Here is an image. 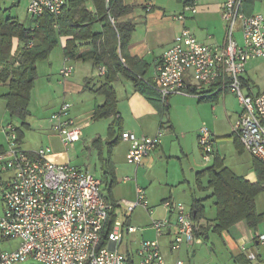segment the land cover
Masks as SVG:
<instances>
[{
  "label": "built area",
  "instance_id": "obj_1",
  "mask_svg": "<svg viewBox=\"0 0 264 264\" xmlns=\"http://www.w3.org/2000/svg\"><path fill=\"white\" fill-rule=\"evenodd\" d=\"M1 1V0H0ZM65 0H27L26 12L32 19L33 31L43 15L58 16ZM185 11L196 12L194 4ZM242 0H224L222 19L225 24V42L221 46L202 44L186 29L178 34L156 64L150 86L166 105L172 95L203 97V92L228 91L234 94L241 113L232 126V133L241 141L256 161L264 163V90L254 95L242 93L245 66L251 59L264 60V17L245 15ZM183 15L178 16L182 19ZM113 23V19H110ZM239 25L242 44H237L234 31ZM32 45L31 43L29 44ZM67 60V59H66ZM73 73L69 64L62 66L59 79ZM71 105L63 102L49 117L64 147L73 146L81 137V128L70 115ZM7 147L0 151V196L4 212L0 218L1 240H18L13 251L0 250V264H17L29 257L41 264H167L156 240H143L133 255L118 252L124 231L136 229L115 220L101 244V233L108 213L123 208L132 213L142 207L150 217V227L156 238L174 228L170 250L178 251L183 244L200 240L194 235L192 215L181 203L165 200L161 207L166 213L154 218V210L147 204L145 192L135 188L134 201L120 200L108 203L100 193L101 181L90 173L69 164L49 160L51 149L40 148L27 152L20 146L16 128L10 123L2 127ZM164 131L160 128L152 137H137L123 132L121 139L129 143L126 162L138 166L141 160L161 142ZM202 161L209 163L215 156L214 136L201 128L197 138ZM130 180L123 177L122 181ZM174 217V220L171 218ZM264 245V234L258 237ZM172 264H184L176 260Z\"/></svg>",
  "mask_w": 264,
  "mask_h": 264
},
{
  "label": "crops",
  "instance_id": "obj_2",
  "mask_svg": "<svg viewBox=\"0 0 264 264\" xmlns=\"http://www.w3.org/2000/svg\"><path fill=\"white\" fill-rule=\"evenodd\" d=\"M3 1L1 0L0 3ZM8 2L11 3L12 7L16 5L14 0ZM120 2L123 6L130 8L125 15L118 18L121 23L131 24L125 39L123 53L119 55L127 72L126 74L117 72L113 75L112 86L117 100V117L120 119L116 122L117 125L115 124L113 127L112 124H114L116 117L111 116L102 119L107 120L109 123L107 127L108 138L106 140H109L110 156L107 163L108 170L102 174L103 179L94 177L100 180L101 184L103 183L108 191V199L113 202L123 199L133 200L135 198V188L138 186L145 190L147 204L150 208L161 206L163 201L170 200L171 202L182 203L186 210L193 215V226L199 235L197 237L200 240L199 242H194L191 245L183 244L178 251L172 252L170 242L175 232L174 228L171 229L170 233L160 238L155 237L165 263L172 264L176 260H182L184 264H264V245L260 244L257 239L264 234V221L254 228H249L245 221H238L225 229H216V198L214 189L210 184V172L204 171L217 165L218 169L226 168L235 176L242 177L249 183H257L258 176L254 165L256 160L244 150L241 141L235 138L233 133L228 137H226L228 133L218 137L231 139L238 153L245 152L253 159L251 168L242 175L236 174L225 163V155L221 153L220 149L224 143H227V140L215 143V156L209 163H204L205 165L202 163L201 152L197 143L198 129L201 126H209L212 132L216 134V132H220L222 125L226 122L230 126L231 123L235 124L241 113L238 110L235 111V114L231 111L234 103L233 96L235 95L223 91L218 94L215 93L216 95L214 94L213 97L203 101L195 96L172 95L166 101L167 114L164 118H161L146 92L141 88H137L130 78L132 73H138L141 75L138 77L144 83H150L155 66L160 61L162 54L172 45L174 38L183 29L188 30L202 44L221 46L226 39L225 24L222 19L224 0H120ZM188 4H194L196 8L194 14L185 11L184 8ZM82 5L88 11L95 13L91 0L82 3ZM244 11L249 15L264 17V0H245ZM180 15H183L182 19H178ZM92 31L96 34L102 33V23H95ZM233 36L237 44H242L239 25L236 26ZM68 40H70V37L61 36L59 44L55 48H60L62 65H65L67 61V64L70 65L71 63L74 69L70 80L60 82L59 79V83L62 85L60 84L61 88L59 87L58 91L60 97L57 100L60 101L58 105L56 102L55 106L58 109L65 102L64 97L69 99L68 102L71 105L70 115L81 128V140L84 136V129L86 134H90L91 125L89 121L94 106L101 105L104 102V96L97 94L94 90L103 83L106 68L104 66L96 67L90 61L83 60L80 57L66 60L64 48ZM19 45L17 38L12 39V54ZM87 48V46L78 47L79 55ZM117 53L119 54V50H117ZM242 79L244 81L242 89H247L245 95L262 92L258 91L259 89L256 93L251 92L247 80L243 77ZM0 86L3 87L2 95L6 94L8 92L7 83L0 82ZM97 97H101L102 100L98 101ZM2 102L5 109L3 99ZM79 111L83 112L85 117L79 115ZM227 114L234 117L231 119L229 117L226 120ZM27 128H30L29 124ZM160 128H163L164 131L160 144L144 157L138 166L128 164L126 155L129 143L121 140L120 134L130 132L137 137H152ZM215 137L219 139L217 136ZM22 138L20 139V146L23 150L27 152L36 151L24 147ZM100 140V138H96L92 139L91 142L94 146H97ZM3 147L4 145L0 146V151L4 149ZM51 154L49 155L51 162L73 166L68 155L59 157L56 154ZM167 157L177 160L179 168H177L173 179H170L168 174L158 179L155 174L156 168L163 165V159ZM181 158L185 159V165H181ZM73 167L90 173L85 168L82 169L83 167L80 165H74ZM106 173L112 176L110 181H108ZM165 173L168 172L164 171L163 174ZM123 177H129L130 180L123 182ZM119 184L122 185L121 188L118 186ZM172 184L177 187H180V185L185 187H180L181 190L172 193L170 189H167ZM263 192L264 190L254 198L255 209L258 214L264 213L263 209V211H260L257 207V200ZM141 209L146 213L143 208ZM159 210L163 211L159 218L165 217L166 213L163 209L158 208L156 213ZM3 212L4 204L0 196V218ZM133 212L128 213L123 208L114 210L115 220L120 218V222L136 229L134 232L124 231L121 243L118 246V252L126 256L133 255L139 243L146 240L145 232H153L149 225L148 230L133 226ZM125 236H130V240L126 241ZM3 241L5 240H0V244H3ZM12 241L19 244L18 240H7L5 242ZM17 246L9 251L15 250ZM0 250L8 251L3 250L1 247Z\"/></svg>",
  "mask_w": 264,
  "mask_h": 264
},
{
  "label": "trees",
  "instance_id": "obj_3",
  "mask_svg": "<svg viewBox=\"0 0 264 264\" xmlns=\"http://www.w3.org/2000/svg\"><path fill=\"white\" fill-rule=\"evenodd\" d=\"M87 1L65 0L60 15H43L33 31L24 27L15 18L6 17L0 9V82H6L8 86V92L2 95V99L10 118L19 119L22 126L28 127L26 119L29 115L30 93L36 79V63L45 59L58 46L61 36L70 37L64 48L65 59L72 60L80 57L90 61L96 67L106 68L103 83L94 90L97 94L104 96V102L94 106L90 120L98 121L114 116L116 118L112 127L117 125L116 122L120 118L117 117V100L112 80L115 73L126 74L127 72L119 55L123 53L127 32L131 28L130 23H121L118 18L125 15L130 8L123 6L120 0H91L95 9L93 13L82 5ZM244 1L242 0L241 11L249 15L244 11ZM110 19H113V23ZM97 22L102 23V33L96 34L92 31L93 25ZM14 38L18 39L20 45L12 54ZM84 46L88 48L79 55L78 47ZM138 76L141 75L132 73L130 78L137 88L146 92L160 117L164 118L167 114V106L162 103L158 94ZM241 80L244 83L242 78ZM210 91L211 89L204 91V96L198 99L203 101L213 97L214 94ZM16 131L20 141L23 137L22 132L20 128H16ZM233 136L238 139L236 135ZM254 165L258 176L257 183H249L226 168L218 169L217 165L204 170L210 172V184L216 198V229H225L238 221H245L249 228H254L264 221V213L258 214L254 204L255 196L264 190V163L254 161ZM105 200L113 205L116 203L108 198ZM114 210L108 213L107 222L101 233L100 246L106 244L107 234L112 231L115 221ZM193 220L192 215V222ZM194 235L199 237L195 228Z\"/></svg>",
  "mask_w": 264,
  "mask_h": 264
},
{
  "label": "rangeland",
  "instance_id": "obj_4",
  "mask_svg": "<svg viewBox=\"0 0 264 264\" xmlns=\"http://www.w3.org/2000/svg\"><path fill=\"white\" fill-rule=\"evenodd\" d=\"M8 1L9 0H4L3 2L0 3V9H2V12L4 13V15L6 17H13L17 19V21L23 24L26 28L30 29L31 27H33L34 23L26 12L27 0H19V1L14 0L16 1V5H14L13 7L11 3ZM70 65L72 66L71 63ZM62 66H63L62 65V53L59 47L55 48L46 59L40 60L36 63V80L34 82V86L30 93V100L28 104L29 115L26 119V122L29 124L30 128L22 126L19 119L15 117L10 118V116L6 112V108L4 109V104L1 99V95L3 94V91H2L3 87L0 86V146L4 145L3 147L4 149L7 147L6 136L1 131V129L2 127H6L10 123L14 128H20V130L22 131L23 133V138H22L23 144L22 145L24 147L26 148L29 147L34 150H38L44 147H49L51 149L52 154H56L59 157H65L68 155L71 161V164L73 166L80 165L83 167L82 169L85 168L93 176L103 179L102 174L105 173L106 170H108L107 163H108V159L110 156L109 155L110 146L108 144L109 140H106L108 138L107 137V127L109 124L107 120H98V121L90 120L89 121L91 125V128L89 130L90 134L88 133L86 134V131L84 129V136L81 138V140L78 143H74V146H69L67 148L63 146L59 135L55 131L52 130L49 117L51 116V114L58 111V109H56L57 106L55 105H56V102L58 105L60 101L57 99L60 97L58 95V91H59V87L61 88V85H62L61 83H59V71L62 68ZM242 77L247 80L249 86L251 87V92L256 93L257 89H259L258 91H263L264 90V60L255 59V60L248 61L245 66V74ZM70 78L71 77L65 80L66 81L68 79L70 80ZM96 82L97 81L95 80V83ZM242 93L243 94L247 93V89L243 88ZM97 99L98 101L102 100L101 97H97ZM63 100H65V102L69 101V99L65 97L63 98ZM233 101H234L233 109L231 111L235 114V111L236 110L241 111V108L235 96H233ZM79 115H84V113L79 111ZM82 117H85V115ZM229 117L231 119L234 116L227 114L226 120ZM225 124L222 125L220 132H216V134L215 132L213 133L212 129L206 125L204 127L201 126L198 129V131H200L201 128H206L207 130L210 131V133L213 136L215 135L218 137L220 135L228 133L226 136L228 137L230 134H232L231 126L234 123H231V126L227 122ZM90 135H93V136H90ZM215 136H214L215 143L217 141L223 142L227 140V143H224L220 149L221 153L225 155L226 165L236 174L242 175V174L247 173L248 170L251 168L253 159L245 152L238 153L235 150L231 139H226L225 137H222V138L218 137L219 139H217ZM96 138H100L101 140L97 146H94L91 140L96 139ZM180 160H181V165H185V159L181 158ZM202 163L204 164V162ZM178 165H179V162L177 160L167 157L163 159V165H159L156 168L155 174L157 175L158 179H161L162 176L165 177L166 174H168V177L170 179L171 178L173 179L176 175L175 173L177 171V168H179ZM164 171L168 173L163 174ZM2 176L3 175H0V177ZM106 176H107L108 181L112 179V176L109 173H106ZM100 186H101L100 187L101 195L103 196L104 199H107L108 191L106 190L103 183ZM118 186L120 188L122 187L121 184H119ZM180 187H185V186L180 185ZM180 187H177L176 185L172 184V186L170 185V187H168L167 189H170L172 193H175L177 190H181ZM134 199L133 200L123 199V200L131 202V201H134ZM257 204H258L257 205L258 209L260 211H263L264 210V192L261 194V196L257 200ZM141 208L142 207H137L136 210L133 212L132 225L147 229L150 227V217L148 216V213L147 212L145 213ZM158 208L163 209L161 208L160 205L158 207H152V209L154 210V218L162 219L164 216L161 218H159V216L163 214V211L159 210L156 213V210ZM171 219L174 220V217H172ZM118 221H121V219L118 218ZM153 233L154 231L145 232V235H146L145 239L150 240V241L155 240L156 236H155V233L154 234ZM125 240L129 241L130 236L128 237L125 236ZM17 245L18 243L15 241H12V242L3 241V244H0V247L3 250L9 251L10 249L15 248ZM17 264H41V263L29 257L25 262L17 263Z\"/></svg>",
  "mask_w": 264,
  "mask_h": 264
}]
</instances>
